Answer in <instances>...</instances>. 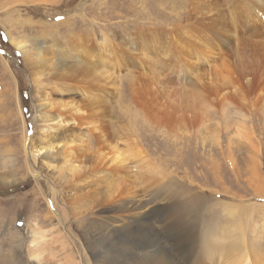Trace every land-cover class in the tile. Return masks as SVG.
Returning <instances> with one entry per match:
<instances>
[{"label":"rangeland","instance_id":"obj_1","mask_svg":"<svg viewBox=\"0 0 264 264\" xmlns=\"http://www.w3.org/2000/svg\"><path fill=\"white\" fill-rule=\"evenodd\" d=\"M258 1L0 0V261L21 255L23 264L35 263L30 239L4 230L7 224L15 231L22 220L26 233L40 227L51 251L58 248L52 264H220L230 248L250 249L253 262L256 256L264 264V0ZM53 45L72 46L73 53L87 45L105 58L104 68L90 60L96 82L89 77L94 82L85 87L54 77ZM232 84L241 96L228 94ZM194 93L211 104L202 113L183 108ZM88 94L90 107L78 108L88 112L83 122L54 120L61 107ZM37 107L46 113L37 115ZM48 116L53 122L42 121ZM69 126L73 139L50 152L72 151L71 163L45 158V149L30 151L33 139ZM120 154L128 156L120 162L135 181L134 198L116 196L122 179L111 177L110 167ZM85 168L91 175L73 176ZM101 194L117 198L102 207ZM240 217L246 249L233 230Z\"/></svg>","mask_w":264,"mask_h":264},{"label":"bare ground","instance_id":"obj_2","mask_svg":"<svg viewBox=\"0 0 264 264\" xmlns=\"http://www.w3.org/2000/svg\"><path fill=\"white\" fill-rule=\"evenodd\" d=\"M252 2L255 3L256 6H260V2L258 0H252ZM209 4V3H208ZM201 6V5H199ZM203 6V4H202ZM201 6V7H202ZM264 8V7H263ZM258 9H260L258 7ZM198 10V9H197ZM209 11V10H208ZM199 12V11H198ZM203 13V10L201 11ZM195 13V12H194ZM193 13V14H194ZM197 13V12H196ZM205 15H211V12H207V13H204ZM197 15V14H196ZM203 15V14H202ZM216 17L218 16V14L215 12ZM215 18V17H214ZM253 18V17H252ZM251 18V19H252ZM188 18H186L187 20ZM205 19V18H204ZM212 19V18H211ZM206 20V19H205ZM188 21V20H187ZM199 21V20H198ZM189 22V21H188ZM191 24V23H190ZM186 25V24H185ZM186 29V28H185ZM217 29V28H215ZM213 28L209 29V33H211V36L215 39H219L220 41H224V38L225 36L223 34H221L219 31L215 30ZM17 44V48L19 50H21L22 54L24 57H27L28 56V52L29 51H26L25 52V49H26V45L22 42L19 43H16ZM76 47V46H75ZM84 48H78L79 50H76L74 53L72 52L74 48H72V46H59L58 48H56L55 45H53V48H52V52L53 54H55L57 56V60H58V63L53 67L52 69V73L54 74V77L56 78H59V79H64V80H69L71 81V79L73 80V82H76L77 84H80V85H84L85 87H87L90 82H96V71L90 67V63H91V59H95L97 60L96 63H98L99 65H102L101 68L105 67L103 65V62L105 60H102L103 57H98V56H94L92 52V48H89V46L87 45H84L83 46ZM65 48H69L68 50H65ZM228 48V47H227ZM233 48H240V44L237 43ZM86 49L88 51H86ZM76 52H80L78 54H76L77 56L74 57V54ZM105 52V51H104ZM106 54V53H105ZM100 56H103L102 53H100ZM93 62V61H92ZM45 63H47V61L45 60ZM89 64V65H88ZM93 65V64H92ZM95 66V65H94ZM118 66V65H117ZM199 70V69H198ZM210 70V69H209ZM99 73V70L97 71ZM103 72V71H102ZM202 72V71H201ZM200 72V73H201ZM104 74H107L106 71L103 72ZM208 74V73H207ZM206 76V75H205ZM208 76H211L208 74ZM90 78H93L94 81H88V79ZM71 78V79H69ZM199 78V77H198ZM217 79V78H216ZM223 79V78H222ZM243 79L246 81L247 84H251L252 82V78L247 76L246 74H244L243 76ZM77 80V81H76ZM200 80V79H199ZM208 80V79H207ZM222 81V80H221ZM200 82V81H199ZM202 82V81H201ZM200 82V83H201ZM205 82V81H203ZM74 83V84H76ZM211 83V82H210ZM222 83V82H221ZM236 83V82H235ZM76 84V85H77ZM93 83H91L92 85ZM159 84V83H158ZM204 84V83H202ZM206 84V83H205ZM204 84V85H205ZM217 84V83H216ZM231 84V83H229ZM160 85V84H159ZM228 85V84H227ZM81 86V87H82ZM93 86V85H92ZM97 86V85H96ZM99 86V85H98ZM197 86V85H196ZM202 86V85H201ZM209 86V85H208ZM74 87V86H72ZM77 87V86H76ZM74 87V88H76ZM95 87V86H94ZM101 85L99 86L98 89H100ZM198 87V86H197ZM203 87V86H202ZM205 87V86H204ZM211 87V86H210ZM225 87V86H224ZM231 87V85H230ZM247 87V86H245ZM90 88V87H89ZM199 88V87H198ZM227 88V87H225ZM93 89V88H92ZM196 89V87H195ZM58 90V89H57ZM96 90V89H95ZM200 90V89H199ZM198 90V91H199ZM202 90V89H201ZM204 90L206 91V89L204 88ZM208 90V88H207ZM240 88L238 86H235V84L233 85L232 84V87L230 88L229 90V93H228V90H226V93L230 94V95H234V96H237L239 93H240ZM83 91H86L85 89H83ZM106 91V90H105ZM242 91V89H241ZM203 92V91H202ZM91 95V94H90ZM90 95L88 94L84 101L81 103V104H78L77 106H72V107H68L67 109H64L65 106L61 107V111H58L57 112V115L54 118V120H58L59 123H61L63 121V124L64 125H67L70 121H80L79 119L81 118L82 120L85 119L86 116H88V112L86 110H78V108H89V100H90ZM178 95V94H177ZM189 95V94H188ZM192 94V96H186L184 97V99L182 100V104H183V108L184 110H187V111H191V112H197V113H202L203 109L209 104L211 105L209 102H208V99L206 97H204L203 95H201V93L199 95H196ZM226 95V94H225ZM229 95V96H230ZM241 96V93L240 95ZM178 97V96H176ZM226 97V96H225ZM223 96V99L225 98ZM228 97V96H227ZM182 98V97H181ZM94 99V98H92ZM217 100V99H216ZM179 101V99H178ZM102 103V102H101ZM225 103V102H224ZM222 104V103H221ZM220 104V105H221ZM94 106V105H93ZM99 106V105H97ZM174 106V105H173ZM63 108V110H62ZM94 108V107H93ZM172 108V107H171ZM182 108V109H183ZM174 110V109H172ZM183 111V110H182ZM41 113H46L45 111H40L38 109V107L36 108V113L37 115H39ZM49 112V111H48ZM185 112V111H184ZM182 112V113H184ZM69 113V115H68ZM186 113V112H185ZM172 114V111L170 113V115ZM94 115V114H93ZM44 116V115H43ZM37 116H34V118L31 120V123H34L37 122ZM41 118H42V115H41ZM44 118V117H43ZM46 118V117H45ZM42 119V121L45 122H53L52 121V118H50V116H48L47 118L48 119ZM180 118V117H179ZM183 118V122L187 121L188 117H182ZM241 118V117H240ZM39 119V118H38ZM156 119V118H155ZM164 119V118H163ZM162 117H158V114H157V122L158 123H161V120L163 121ZM171 118H169L170 120ZM87 121V120H85ZM65 122V123H64ZM80 122H83V121H80ZM70 124V123H69ZM62 129H64L63 127H61ZM72 131V127L69 126V130H66L64 129L62 132H60L59 130L57 131V133L55 134H52V133H47L48 136H45V137H41L39 136L38 138L36 139H33V141H31V146L29 147L30 151L33 153V154H36V153H39L41 150L45 149L49 152H47L45 158H48L50 160H52L53 162H56L58 161L59 159H63L65 160V164H68V163H71V160H69V158L71 157V154H72V151H64V152H57L56 156H54L53 153H51L50 151H52V149L54 150V148L56 149V147H54V144L58 141L61 140V142H67V141H70L72 140L74 137V134L71 132ZM84 137L85 134L83 133ZM87 141V140H86ZM64 147H69L67 144H64ZM71 148V147H70ZM73 148V147H72ZM114 150H118V148L114 149ZM70 154V157H68V155ZM128 157V156H127ZM127 157L126 156H123V154H120L118 157H116V160L114 161L113 165L110 167V169H114L112 170L111 172V177H115L119 180L122 179V188H119L118 190V195H116L117 197H123L124 198L126 197V199H130V198H134L135 196H133V189H135L134 187V183L135 181H133L132 183H130L129 178L130 176L128 177V180L126 179L127 177L125 176L124 171H125V167L123 166V163L120 162L122 161V159L124 161H127ZM36 158V157H35ZM90 156H89V153L87 152V150H82V154H81V157H80V161L83 162V163H87L90 161ZM93 161V160H92ZM101 163H104V162H101ZM120 163V164H119ZM106 164V162H105ZM103 168V167H102ZM91 169V168H90ZM122 169V170H121ZM85 168L84 170H81V171H73L74 173V177L77 176L78 174H81V173H84L87 175H91L90 173H92L90 170V172ZM102 171V170H101ZM42 172V171H41ZM127 172V171H126ZM4 174V173H3ZM38 174V173H37ZM103 174V173H102ZM0 179L2 177H4V175L0 174ZM141 175V174H140ZM79 177V176H77ZM81 178V177H80ZM110 178V177H109ZM77 179V178H75ZM100 178L98 177V180ZM104 179V178H103ZM133 179V178H132ZM131 179V181H132ZM106 181V180H105ZM79 183V182H78ZM150 185V184H149ZM147 187V186H146ZM149 187V186H148ZM1 188H4V187H0ZM71 188V187H70ZM114 194H116V192H114ZM114 194L112 195H109L107 198H104V194H101V201L98 202L97 204L99 206H102L104 207L106 203L109 204L110 200H115V198H117L116 196H114ZM112 197V198H111ZM123 198V199H124ZM124 199V201L126 200ZM122 199L120 198V201ZM103 201V202H102ZM115 202V201H114ZM125 203V202H124ZM137 204V203H136ZM135 204V205H136ZM97 205V206H98ZM110 205V204H109ZM108 205V206H109ZM117 205V204H116ZM125 206V205H124ZM224 206H226V204H224ZM135 210H137V208H135ZM224 211L226 212V208L224 209ZM137 216V215H136ZM137 218V217H136ZM25 220V219H24ZM4 221V220H3ZM26 221V220H25ZM245 221V220H244ZM244 222H242V218L240 217V220L239 222L237 223V225L235 226V228H233V230L235 231V235L236 234H240V241L243 242V245L244 247L246 246V240H245V229H246V226H245V223L243 224ZM0 224L4 226L2 220L0 219ZM22 220L20 222V224L17 226V227H14L15 231H13L12 229L8 228L7 227V224L5 225L6 228H4V230L8 231V230H11V232L16 233V236L23 242L25 240V238H29L30 239V243H29V248L27 250V254L29 256L30 259H32V261H34L35 263L34 264H52V257L53 255L55 254V251L57 250L58 251V248L55 249V251H51V248L53 247H50V242L51 240L48 239V235L46 233H44L40 227H36V229H33L31 231H24V228L22 227ZM9 225V224H8ZM27 225V224H26ZM16 226V225H15ZM25 227V226H24ZM245 228V229H244ZM132 229V228H131ZM130 229V230H131ZM51 230H49V234H50ZM138 232V231H137ZM242 235V236H241ZM29 236V237H28ZM6 237V236H5ZM8 239V238H7ZM8 241V240H7ZM27 241V240H26ZM239 241V242H240ZM3 242V241H2ZM20 242V243H22ZM18 243V242H17ZM14 244V243H13ZM226 244V243H225ZM21 245V244H20ZM217 246V245H216ZM230 247V246H229ZM1 248V246H0ZM17 248V247H16ZM56 248V247H55ZM222 249V248H221ZM246 249V247H245ZM60 250V249H59ZM213 250V249H212ZM228 250V249H227ZM2 251V250H1ZM15 251V250H13ZM12 251V252H13ZM218 250L214 251L217 253ZM243 251V249H242ZM242 251L240 252V250L238 249H231L229 250V252L227 253V255L222 258H220L219 262L220 264H261L259 261V258H257L256 256H254V260L255 262H253V259L251 258L252 256V251L250 249H247V252H243ZM5 252V251H4ZM3 252V253H4ZM212 252V253H214ZM250 252H252L250 254ZM23 253V252H22ZM219 253V252H218ZM6 254V253H5ZM18 254V252H17ZM222 255H224V253H220ZM246 254V255H244ZM1 255V254H0ZM14 255V254H13ZM4 257V256H3ZM69 260V259H68ZM155 260V259H154ZM186 260V259H185ZM71 261V260H70ZM24 262V257H22L21 255H15L13 258L9 256V260L8 259H5L3 261H0V264H23ZM187 262V261H186ZM66 263H68L66 261ZM72 263V262H71ZM163 264H181V260L179 261H171L168 263L163 262Z\"/></svg>","mask_w":264,"mask_h":264}]
</instances>
